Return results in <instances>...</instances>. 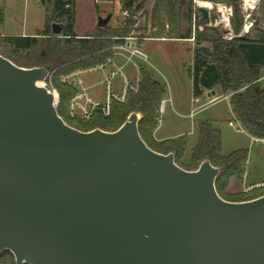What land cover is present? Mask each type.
<instances>
[{
	"label": "water",
	"instance_id": "1",
	"mask_svg": "<svg viewBox=\"0 0 264 264\" xmlns=\"http://www.w3.org/2000/svg\"><path fill=\"white\" fill-rule=\"evenodd\" d=\"M245 24L240 39L257 21ZM47 77L0 55V253L15 264H264V196L221 199L219 170L205 160L186 171L149 149L137 113L113 132L68 126Z\"/></svg>",
	"mask_w": 264,
	"mask_h": 264
},
{
	"label": "trees",
	"instance_id": "2",
	"mask_svg": "<svg viewBox=\"0 0 264 264\" xmlns=\"http://www.w3.org/2000/svg\"><path fill=\"white\" fill-rule=\"evenodd\" d=\"M46 1L51 3L52 10L46 15L45 29L33 36H4L0 33V55L17 67H44L48 70L44 84L47 88L58 90L56 112L68 126L83 132L93 129L113 132L130 113H137L138 133L149 149L160 154L172 153L174 163L186 171L196 170L205 160L219 170L214 186L221 199L242 202L261 196L229 199L225 193L226 186L230 179H242L245 175L247 151L236 150L223 156L220 132L210 121L197 123V140L187 160L183 159L187 143L185 136L154 142L152 133L158 125L165 87L142 66L139 67L137 89L128 91L122 101L111 100L107 116L99 110H95L89 120L70 116V103L77 89L67 84L66 79L111 61L113 48L122 45L123 39L134 30V15L141 7L137 6V0H119L121 12L130 15L120 28H97L90 34L77 37L73 33L75 0ZM152 1L148 38L167 41L191 38V28L182 26L183 22L189 24L187 15L193 9L191 0ZM3 18L4 9L0 5V27ZM51 23L62 26L59 35L51 33ZM202 23L205 24L206 20ZM232 27L234 37L224 40L222 33L216 29L204 26L199 30L200 25L195 26V48L192 50L191 65L186 70L192 84V94L198 97L204 92L218 89L219 97L229 95L230 111L241 130L251 138L264 141V85L260 83L261 69L264 68V38L250 40L248 34L245 39L238 38L243 20L237 4L233 6ZM0 264H15L13 256L7 251L1 252Z\"/></svg>",
	"mask_w": 264,
	"mask_h": 264
},
{
	"label": "rangeland",
	"instance_id": "3",
	"mask_svg": "<svg viewBox=\"0 0 264 264\" xmlns=\"http://www.w3.org/2000/svg\"><path fill=\"white\" fill-rule=\"evenodd\" d=\"M191 1L193 9L191 14L187 15L189 24L183 22L182 26L183 28H191L190 39L193 38L192 41L190 39L185 40L186 43L149 41L145 42L142 47L141 44L150 36L153 1L137 0L136 4L141 9L135 13L134 20L136 24L134 25V30L123 39V44L130 42L145 53L148 62L145 65L147 71L154 79L164 84V99L175 97L179 101L177 103L178 108L174 107L176 112L170 110L168 103L167 105L165 104L166 106L163 105V108L166 107V110L165 113H160L161 124L173 127L175 122H180L179 127L189 133L186 136L187 146L189 147V145L195 144L197 140L196 134L191 135L194 124L201 120L210 119L214 128L220 132V151L223 156H227L236 150L247 151L245 175L242 179H230L226 186L225 193L229 196V199L243 200L248 197L264 196V142L252 140L253 138L244 133L235 121L233 122V127L228 126V121L231 120V114L227 100L222 99V97H217L216 102L207 105L197 112L192 121L177 116L188 113L192 107L202 105L208 99L202 98L199 100V103L194 105L190 104L192 96L190 92V81L187 78L186 70L191 62L190 50L195 48V26L200 25L199 30L204 26L216 29L222 33L224 40L232 39L234 37L232 27L233 6L237 4L243 20V27L239 35L243 34L245 30L246 16L250 15L253 21H257V24L251 26L248 32L251 31L253 37H259V32L264 28V0H256L251 9H245L243 0H238V2L234 0ZM209 4L212 6V9L208 7ZM0 5L4 9L6 18L3 27H0V33L2 35L3 32L15 36L35 35L45 29L46 15L52 10L51 3H48L46 0H0ZM197 7H203L209 12V18L205 24L202 23L204 19L196 11ZM74 11L73 33L77 37H83L94 32L97 29L98 17L105 18L107 15H110V20L106 26L110 30L120 28L124 20L130 18L129 13L121 12L119 0H75ZM226 11H229L230 15L228 22H223V14ZM219 18L220 21L218 20ZM215 20L217 23H215ZM113 51L115 52V50ZM112 60L119 61V55L114 56ZM120 61L121 65L125 64L124 56L121 57ZM134 63L140 66L143 62L135 59ZM137 66L128 64L125 67L126 69L124 68L125 74L132 76L131 79L129 78L131 82L137 76ZM72 79L71 77L67 78V84L69 82L72 83ZM102 79L103 77L100 73L92 72L88 74L86 80L93 86L88 90V93L96 99L103 101L105 97V84L101 82ZM111 86L113 92L115 91L120 94L121 78L114 77L111 80ZM48 89L54 94L56 108L59 100L58 90L55 88ZM217 92L219 93V91Z\"/></svg>",
	"mask_w": 264,
	"mask_h": 264
},
{
	"label": "built area",
	"instance_id": "4",
	"mask_svg": "<svg viewBox=\"0 0 264 264\" xmlns=\"http://www.w3.org/2000/svg\"><path fill=\"white\" fill-rule=\"evenodd\" d=\"M208 7L212 9V6L209 4ZM229 11H226L223 14L222 21L223 22H228L229 18ZM225 17V18H224ZM220 21V18L218 19ZM215 23L216 20H215ZM246 29V28H245ZM190 39V41H192ZM115 50L114 56L119 55V56H124L125 58V64L123 65H115L113 60L107 61L106 64L99 65L97 66L94 70L98 71L103 79L101 82L105 84V97L104 100L100 103L95 101L91 95L88 93V90L85 86V83L82 78L78 76L77 73L71 75L70 77L73 78L72 83L69 82L73 87L77 89V94L74 96L70 103V115L72 117L81 119V120H89L91 115L95 110H99L104 116H107L109 114V107H110V102L111 100H116V101H122L124 99V96L128 91H135L137 89V84L139 81V65L137 66L136 63H134L135 59H138L145 63L147 61V57L145 53L136 47L134 44H131L130 42H127L122 45H118L113 48ZM132 64L134 66H137V76L134 79L133 82L129 80V77L125 74L124 72V66ZM69 77V78H70ZM114 77H120L121 78V86H120V94L115 93L112 91V86H111V80ZM229 96H222V99L228 100ZM218 98H212L209 100L208 104H213L214 102L217 101ZM197 102V100H195ZM164 102L161 101L160 108H159V113L162 112ZM231 114V120L228 121V126L233 127V122L235 121L237 125L239 126L238 122L235 119V116L230 112ZM240 127V126H239ZM254 141H262L263 140H257V139H252Z\"/></svg>",
	"mask_w": 264,
	"mask_h": 264
},
{
	"label": "crops",
	"instance_id": "5",
	"mask_svg": "<svg viewBox=\"0 0 264 264\" xmlns=\"http://www.w3.org/2000/svg\"><path fill=\"white\" fill-rule=\"evenodd\" d=\"M5 21H6V18H5V14H4V18H3V23H2V26H1V28L3 27V25H4V23H5ZM2 31V30H1ZM3 32V31H2ZM249 33V35H248V38L250 39V40H257V39H259V38H261V37H263L264 38V28L259 32V37H253L252 35H251V31L250 32H248ZM3 35L4 36H15V35H11V34H5L4 32H3ZM20 36H26V35H20ZM149 41H156V42H182V43H186L185 41H183V40H154V39H151V38H148V39H145V41L141 44L142 45V47H143V44L145 43V42H149ZM132 44V43H131ZM190 50V49H189ZM191 51V60H192V50H190ZM121 57L122 56H119V61H117V60H115L113 63L115 64V65H118V66H120L121 65V61H120V59H121ZM146 63V64H145ZM145 63H142L140 66H142V67H144L145 69H146V67H145V65H147L148 64V62L146 61ZM190 65H191V62H190ZM127 65H125L124 66V68L126 67ZM150 66V65H149ZM190 67V66H189ZM188 67V68H189ZM187 68V69H188ZM126 69V68H125ZM183 69H184V67H183ZM147 70V69H146ZM263 71H264V68L263 69H261V78H260V83L262 84V85H264V74H263ZM92 72H98V71H95L94 69H92V70H88V71H82V72H78L77 74H78V76L80 77V78H82L83 79V81H84V83H85V86H86V88H87V90H90L93 86L90 84V83H88L87 82V78H88V74L89 73H92ZM99 73V72H98ZM84 75H87V76H84ZM186 75H187V78L189 79V81H190V78H189V76H188V74H187V71H186ZM128 77L131 79L132 78V76H130V74H128ZM134 77V76H133ZM156 80V79H155ZM157 81V80H156ZM158 83H160L161 85H164L163 83H161V82H159V81H157ZM115 92V91H114ZM190 92H191V96H192V98L190 99V104H192V105H194V104H197V103H199V100L200 99H202V98H208V99H206L205 101H204V103L202 104V105H196V107H192L189 111H188V113H186V114H184V115H177V116H179V117H181V118H183V119H185V120H187V119H189V120H191L192 121V119H193V117L196 115V113L197 112H199L201 109H203V108H205L207 105H210V104H208V102H209V100L210 99H212V98H217V97H219V95H218V92H217V90L215 89L214 91H211V92H214V95H212L211 96V93L210 92H204L202 95H200L199 97H194L193 96V94H192V84H191V81H190ZM115 93H117V92H115ZM91 95V94H90ZM229 96V95H228ZM91 97L95 100V101H97V102H102V100H100V99H96L95 97H93V95H91ZM222 97V96H221ZM195 100H197V102H195ZM163 102H164V105L166 104L167 105V103L169 104V108H170V110H172V111H174V112H176L175 111V109H174V107H176V108H178V100H177V98H175V97H169L168 99H163L162 100ZM228 101V100H227ZM165 105V106H166ZM228 107H229V104H228ZM165 110H166V107H164L163 109H162V112L163 113H165ZM229 111H230V107H229ZM231 112V111H230ZM205 120H208V121H210L211 122V120L210 119H205ZM205 120H201V121H205ZM198 122H200V121H198ZM197 122V123H198ZM180 122H175L174 123V125H173V127H169V126H165V125H163V124H161L160 123V117H159V121H158V125H157V127L154 129V131H153V133H152V139L154 140V142L155 143H160V142H163V141H166V140H174V139H176V138H179V137H182V136H187L189 133L188 132H186L183 128H180L179 127V124ZM197 123L196 124H194V127H193V131L191 132L192 134L191 135H195L196 134V136H197ZM244 132V131H243ZM245 133V132H244ZM195 144H191V145H189V147L187 146V143H186V149H185V153H184V160H187L188 158H189V155H190V151H191V149L193 148V146H194ZM187 147H188V151H187ZM255 186H258V185H255Z\"/></svg>",
	"mask_w": 264,
	"mask_h": 264
},
{
	"label": "bare ground",
	"instance_id": "6",
	"mask_svg": "<svg viewBox=\"0 0 264 264\" xmlns=\"http://www.w3.org/2000/svg\"><path fill=\"white\" fill-rule=\"evenodd\" d=\"M255 1H256V0H243V3H244V7H245V9H251V8L253 7ZM246 27H247V26H246ZM246 27H245V28H246ZM247 28H248V27H247ZM247 28H246V29H247Z\"/></svg>",
	"mask_w": 264,
	"mask_h": 264
}]
</instances>
